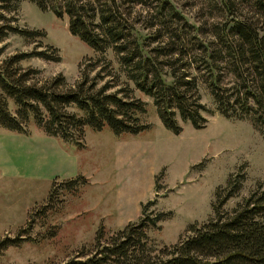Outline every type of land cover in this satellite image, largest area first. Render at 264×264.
Here are the masks:
<instances>
[{
    "label": "trees",
    "instance_id": "trees-1",
    "mask_svg": "<svg viewBox=\"0 0 264 264\" xmlns=\"http://www.w3.org/2000/svg\"><path fill=\"white\" fill-rule=\"evenodd\" d=\"M20 1L0 0V41L10 33L31 42L46 35L43 29L17 23L13 13ZM30 1L57 17L66 16L70 33L97 54L80 62L73 83L62 73L41 79L39 68L22 64L32 56L58 61V49L50 43L39 49L42 43L35 42L30 50L4 56L3 127L29 134L28 124L34 122L45 133L80 145L86 125H107L115 134L137 133L150 124L141 119L146 101L133 94L136 88L152 98L161 122L173 132L182 129L178 117L201 128L208 120L204 112H212L201 101V78L219 113L247 119L264 134V0H212L209 10H220L222 17L217 20L209 12L201 23H187L172 0ZM108 50L117 68L105 57ZM202 70L207 75L197 73ZM225 72L231 75L228 81ZM245 177L243 168L232 173L227 185L216 190L212 215L189 223L173 243L159 245L149 237L148 229L160 228L170 214L155 209L156 199H149L142 203L138 220L106 238L99 228L90 249L81 248L62 264H264V177L231 208L224 207L238 195ZM86 181L82 174L64 178L59 191H74ZM55 188L38 212L44 214L45 206L53 204ZM30 228L29 223L20 230L27 233ZM23 236L1 238L0 250L28 238Z\"/></svg>",
    "mask_w": 264,
    "mask_h": 264
},
{
    "label": "rangeland",
    "instance_id": "rangeland-1",
    "mask_svg": "<svg viewBox=\"0 0 264 264\" xmlns=\"http://www.w3.org/2000/svg\"><path fill=\"white\" fill-rule=\"evenodd\" d=\"M172 1L181 7L187 23H201L211 12L207 2L212 0ZM211 13L217 20L222 17L220 10ZM13 14L20 26L45 30L46 35L35 40L42 43L39 49L48 43L58 49V61L34 56L22 60L23 65L39 68L41 79L62 73L73 83L80 62L97 54L70 33L66 16L41 10L30 0H21ZM35 42L10 33L0 41V61L14 51L32 49ZM104 55L118 67L111 50ZM197 73L207 75L204 70ZM230 78L225 72L224 80ZM198 91L212 112H204L208 120L201 128L178 117L179 133L163 125L152 98L136 88L133 94L146 101L141 119L150 124L137 133L115 134L107 125L101 129L86 125L80 145L49 135L34 122L28 124L29 134L0 125V239L28 237L0 250V264H62L81 248L90 249L99 228L106 238L128 221L138 220L142 203L149 199H156L155 209L170 212L160 228L148 229L149 237L159 245L173 243L189 223L212 215L217 188L226 186L240 168L246 174L243 186L224 207L231 208L247 195L264 177V134L247 119L219 113L201 78ZM79 174L87 178L84 184L74 191H59L62 179ZM54 188L53 204L45 206L44 214L38 212ZM29 223L27 233L20 230Z\"/></svg>",
    "mask_w": 264,
    "mask_h": 264
}]
</instances>
